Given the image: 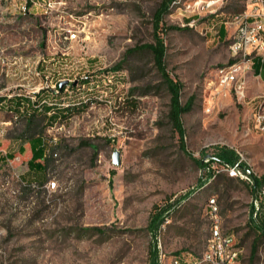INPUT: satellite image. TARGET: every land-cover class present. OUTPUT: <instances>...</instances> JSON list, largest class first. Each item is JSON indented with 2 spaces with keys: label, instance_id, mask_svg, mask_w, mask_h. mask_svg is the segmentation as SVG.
Wrapping results in <instances>:
<instances>
[{
  "label": "rangeland",
  "instance_id": "374dc122",
  "mask_svg": "<svg viewBox=\"0 0 264 264\" xmlns=\"http://www.w3.org/2000/svg\"><path fill=\"white\" fill-rule=\"evenodd\" d=\"M17 1L0 0V264H149L154 244L158 264L189 261L206 249L213 197L241 263L264 264V237L250 225L264 220V184L253 193L245 170L230 179L217 162L205 181L197 161L229 148L264 175V132L254 121L261 104L264 114V74L244 60L236 79L223 81L243 59L230 49L242 0L219 1L194 21L184 8L198 0H69L49 14H21ZM70 14L84 30L64 42V21L79 24ZM158 38L163 69L151 48ZM116 68L117 79L107 73ZM86 74L101 77L64 99L75 105L36 106L40 90ZM167 76L180 83V102H192L183 134L170 116ZM51 90L46 98L62 102ZM44 141L46 180L22 179ZM171 204L154 233L153 213Z\"/></svg>",
  "mask_w": 264,
  "mask_h": 264
},
{
  "label": "built area",
  "instance_id": "2783aa9c",
  "mask_svg": "<svg viewBox=\"0 0 264 264\" xmlns=\"http://www.w3.org/2000/svg\"><path fill=\"white\" fill-rule=\"evenodd\" d=\"M69 0H46L45 8H35L33 0H18L21 4V14H35L39 10L64 12ZM223 0H198L190 8H184L186 13H190L192 21L196 16H200L207 8ZM243 12H238V17L234 18L233 24L235 30L231 36L230 49L234 57L243 58L234 61V70L224 77L223 81L234 80L239 70L243 68L242 62L248 61L251 67L257 58L264 61V0H242ZM62 29V38L71 41L73 37H80L81 26H74L72 23H64ZM247 40L257 41V49H247ZM77 80V79H76ZM57 90V89H56ZM257 111V130L264 132V114H262V104L255 108ZM226 170L232 176L242 175L239 163L233 166H225ZM208 218L213 222V242L210 248L205 249V259L210 260V264H240V250L234 249L232 245V236H222L217 233V215L215 207L208 212ZM179 263V261H178Z\"/></svg>",
  "mask_w": 264,
  "mask_h": 264
},
{
  "label": "trees",
  "instance_id": "16d2710c",
  "mask_svg": "<svg viewBox=\"0 0 264 264\" xmlns=\"http://www.w3.org/2000/svg\"><path fill=\"white\" fill-rule=\"evenodd\" d=\"M168 6H169V4H166V6L164 7V11H167ZM220 34H221V36L226 35V30H225L223 25L220 28ZM151 48L154 52V56H155V59L157 61V64L163 69V55H164L163 41L160 38H158L157 43L155 45L151 46ZM254 67H255V72H258L261 76H263V74H264V61H262L260 58H257L254 62ZM107 73H111V77L116 78V79L119 78V76L121 75L120 70L117 68L115 70H113L112 72L107 70ZM99 77H101V75H99V74H90V76L87 78L80 77V78H77V80L76 79L70 80L64 86H61V82H59V84L57 86V90L42 89L38 93L35 94V96L37 97V99L35 101L36 106L38 107V106L48 104V105H64L66 107H71V106L75 105V102L69 101L66 103V100H64V99H67V98L72 97V96H77L78 94L83 93L85 91L95 89V86H97L99 83ZM166 81L168 83V87H169L171 94H172L170 116L173 118V120L177 124V127L179 128L180 132L183 134V131L181 128V121H180L181 115L191 109L192 102H189L188 104L183 105L180 102V95H179V91L181 88L180 83L175 82V81H171L168 76L166 77ZM49 90H51L50 93H52L54 98L56 97L58 100L61 99L63 101L62 102H56V101L49 100L48 98H46L49 96ZM44 95H46V96L44 97ZM47 143L48 142L44 141L42 145H40L37 149L34 150L32 158L30 161L31 162L36 161V163L32 167H29L23 173L22 179H27V180H30L33 182H39V183H43L46 180V177H47L46 164L44 162H41V159L43 160V159L47 158V151L49 150L48 147H46ZM49 147H50V145H49ZM197 161L203 169H206L209 172L205 181H207V180H209L212 177L217 175L216 170L212 168L213 162H217L220 165H223L224 167L225 166H233L236 163H239L241 169L245 170V173L248 176L252 177L254 180V184L251 185L253 193L255 192L256 185L260 186L262 183L264 184V175L260 178L253 176L249 170H246L244 168L245 166L243 165L242 160L239 158V154H237V152L233 149L222 148V150L218 154H216L214 157H210L209 159H207L205 161H203L202 159L197 160ZM229 178L232 179L234 177L230 176ZM201 185H204V183H202ZM186 197H187V195L184 194L183 196L178 198L176 200L177 201L176 205L179 204ZM176 205L171 204L167 208H161L157 214H156V211L153 213V217L151 220V226H152L151 229L154 233L158 232L159 229L161 228V225H163L166 222V220L168 219V217H170V215H171V213H172V211ZM253 211H254V207H253ZM250 225H251V228L256 232V234L258 236L264 237V220L261 222H257L256 219L251 217ZM258 241L259 240L256 239L253 242L252 251H251L252 257H254L258 251V247H259V243H260ZM240 247H241V245H240ZM153 248H154L153 251L156 253V251H155L156 250V244L153 245ZM154 252H153L154 258L152 257L149 264H158L157 259L155 258Z\"/></svg>",
  "mask_w": 264,
  "mask_h": 264
},
{
  "label": "bare ground",
  "instance_id": "6f19581e",
  "mask_svg": "<svg viewBox=\"0 0 264 264\" xmlns=\"http://www.w3.org/2000/svg\"><path fill=\"white\" fill-rule=\"evenodd\" d=\"M33 1L35 2V8H45L46 0H33ZM13 6L16 8V10H19L21 12V4L13 3ZM189 7H192V3L189 4ZM43 12L45 14L51 13L50 11H43ZM240 12H243V9ZM70 15L74 18V16L72 14H70ZM237 17H238V13H236L234 18H237ZM73 20H76L79 24H76L75 22L72 23V21H70V20H68V21L65 20L64 23H72V25H74V26H80V23H81L80 20H78L76 18H74ZM60 36H61L60 39L62 41L65 42V40H68V39L62 38V34ZM79 39H80V37H73V38H71V41H76V40H79ZM247 49H257V41L247 40ZM82 77L87 78V77H89V75L86 74V75H83ZM213 207H215L217 215L220 217L217 220V233L219 235H222V236H232V245H233L234 249H241L237 236L234 233H231V232H228V231L225 230V228L223 226V218H222V214H221V208H220V205L217 202V199L214 198V197L208 200L207 212H211L213 210ZM209 222H210V238L208 239V243H207L206 248H210L211 245H212V242H213V222H212L211 219H209ZM241 252L242 251L240 250V264H242L241 263ZM178 264H210V260H206L205 259V250H204L202 252V254L197 256L195 259H192V260H189V261H183V262H180Z\"/></svg>",
  "mask_w": 264,
  "mask_h": 264
},
{
  "label": "water",
  "instance_id": "95a60500",
  "mask_svg": "<svg viewBox=\"0 0 264 264\" xmlns=\"http://www.w3.org/2000/svg\"><path fill=\"white\" fill-rule=\"evenodd\" d=\"M68 82H69V81H67V80L62 81V82H61V86L66 85ZM208 157H214V156L208 154V155L206 156V158H208ZM119 162H120V161H119V154L116 152L115 155H114V163H115V164H119Z\"/></svg>",
  "mask_w": 264,
  "mask_h": 264
},
{
  "label": "crops",
  "instance_id": "0c3cea01",
  "mask_svg": "<svg viewBox=\"0 0 264 264\" xmlns=\"http://www.w3.org/2000/svg\"><path fill=\"white\" fill-rule=\"evenodd\" d=\"M262 77V76H261Z\"/></svg>",
  "mask_w": 264,
  "mask_h": 264
}]
</instances>
